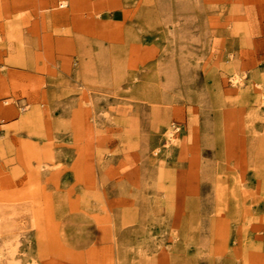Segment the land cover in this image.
Segmentation results:
<instances>
[{"label": "rangeland", "instance_id": "obj_1", "mask_svg": "<svg viewBox=\"0 0 264 264\" xmlns=\"http://www.w3.org/2000/svg\"><path fill=\"white\" fill-rule=\"evenodd\" d=\"M0 264H264V0H0Z\"/></svg>", "mask_w": 264, "mask_h": 264}]
</instances>
